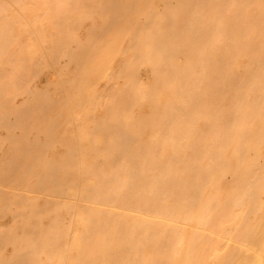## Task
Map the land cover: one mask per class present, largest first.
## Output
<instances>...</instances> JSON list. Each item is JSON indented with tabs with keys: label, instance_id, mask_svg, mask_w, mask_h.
<instances>
[{
	"label": "bare ground",
	"instance_id": "1",
	"mask_svg": "<svg viewBox=\"0 0 264 264\" xmlns=\"http://www.w3.org/2000/svg\"><path fill=\"white\" fill-rule=\"evenodd\" d=\"M0 264H264V0H0Z\"/></svg>",
	"mask_w": 264,
	"mask_h": 264
}]
</instances>
